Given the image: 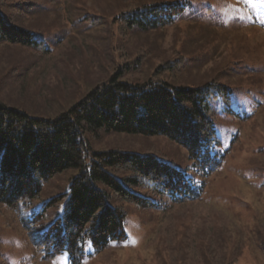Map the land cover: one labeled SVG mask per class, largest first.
Segmentation results:
<instances>
[{
  "label": "rangeland",
  "instance_id": "374dc122",
  "mask_svg": "<svg viewBox=\"0 0 264 264\" xmlns=\"http://www.w3.org/2000/svg\"><path fill=\"white\" fill-rule=\"evenodd\" d=\"M148 1V0H143ZM185 3L165 30L119 31L110 19L125 0H15L12 21L35 32V47L0 46V100L34 117H55L83 98L113 67L140 66L122 80L140 82L162 60L184 58L170 81L228 88L213 101L222 165L210 176L193 167L186 148L163 135L87 131L91 151L153 155L198 184L200 198L174 202L133 188L154 206L116 199L126 212L125 240L81 264H264V0H169ZM162 77H165L161 73ZM75 169L43 184L38 198L12 210L0 203V264H70L47 256L34 238L61 213L45 204L66 192ZM40 221L26 228L34 214ZM86 253H91L87 246Z\"/></svg>",
  "mask_w": 264,
  "mask_h": 264
},
{
  "label": "trees",
  "instance_id": "16d2710c",
  "mask_svg": "<svg viewBox=\"0 0 264 264\" xmlns=\"http://www.w3.org/2000/svg\"><path fill=\"white\" fill-rule=\"evenodd\" d=\"M110 19L119 31L140 28L165 30L176 23L185 3L169 0H125ZM15 0H0V46L35 47V32L12 21L7 9ZM24 4V0H22ZM185 67L183 57L162 60L146 80H122L140 66L113 67L83 98L55 117H34L0 100V203L12 210L39 197L43 184L67 169H75L65 193L51 198L45 208H62L34 243L46 255L66 254L70 264H81L86 255L102 254L112 242L125 240L126 212L116 199L139 207L154 206L133 188H147L174 202L201 197L198 184L185 172L157 159L119 149L91 151L84 134L103 129L137 135H163L187 149L197 171L206 177L221 165L224 156L213 153L219 143L212 101L229 89L206 82L199 86L175 84ZM161 73L165 77L161 76ZM43 211L25 223L41 220ZM91 246V253L85 249ZM264 253V243L262 246Z\"/></svg>",
  "mask_w": 264,
  "mask_h": 264
}]
</instances>
